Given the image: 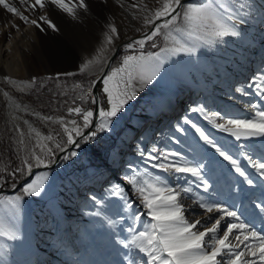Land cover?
I'll return each instance as SVG.
<instances>
[{"label":"rangeland","instance_id":"374dc122","mask_svg":"<svg viewBox=\"0 0 264 264\" xmlns=\"http://www.w3.org/2000/svg\"><path fill=\"white\" fill-rule=\"evenodd\" d=\"M195 1L197 0H185L182 4L196 3ZM6 2L23 7L27 16L32 17L34 10H25L18 0ZM213 2L217 6L221 3L226 6V10H220L219 15L240 33L239 36H217L214 34L217 29L212 24L189 27L178 20L177 26L181 31L173 32L167 39L166 30H162L161 34L146 41L143 48L135 46L127 49L124 46L128 42L121 44L107 73L118 68L126 55L148 56L151 53L159 58L155 78L150 83L141 82L139 76L134 74L131 87L135 89V99L128 101L117 116L110 119L106 129H98L101 122L98 114L97 122L90 124L87 132H96L95 137L85 142L74 135L80 147L73 146L69 154L75 151L76 156L68 155V159H65V156L60 155V158L49 164L37 166V170L17 192L0 194L4 197H20L15 210L0 206V224L4 225L10 235L15 236L10 239L8 235H0V264H38L42 253L56 258L62 264H147V257L143 253L119 243L130 239L135 231L146 230L151 222L140 197L126 179L133 174H138V179L160 177L162 182L181 190L190 188V192H182L179 201L184 206L185 217L189 222L201 220L199 231L211 227L212 222L222 215L217 211L206 213L198 206L199 201L221 204L237 213V218L227 217L221 221V229L216 235L222 236L223 228L228 223L256 221L259 209L264 204V176L253 167V162L264 163V137L237 140L229 133L215 128L205 119V114L218 112L225 118L250 119L255 115V110L250 105L264 107V99L256 94L255 87L261 81L254 79L264 76V0ZM85 3L88 5L87 10L77 9L75 19L51 5L54 13L49 19L58 30L54 31L47 25H43V31L36 28L39 42L27 49L22 57L27 72L15 77L20 82H31L35 77V83L23 84L21 90L5 80V77L12 79L11 75L1 74L2 86L18 100L25 118L32 123L34 121V126L41 125L46 134L61 132V137L52 143L57 155L65 147V134L62 133L63 128L58 118L67 122V109L72 102V95L66 94L65 88L74 81L90 86L91 81L97 78L102 64L92 71L81 73L78 69L67 70L66 63L76 64L77 59L73 55L81 47L91 44L93 38H99L100 34L103 39V34L108 31V24L117 27L118 37L131 31L137 32L148 26L144 24V19L150 17L152 11L160 6L157 0H85ZM133 4L137 7L133 8ZM70 6L75 5L72 3ZM0 12L9 18L14 15L2 5ZM39 12L42 10H38ZM179 47L185 50H174ZM209 56L213 59H209ZM49 69L53 72L49 73ZM230 74L239 78L231 79ZM101 84L103 85V80ZM110 87L123 90L125 85L116 77L110 82ZM238 87L244 88L248 93V105L235 116L222 114L220 107L227 104L237 106L241 103L238 98L246 96L236 92ZM174 94H181L178 110L170 120L163 122ZM104 95L107 99V94ZM26 100L29 106L41 111L42 115H30L29 118L27 114L33 110L26 106ZM189 103L191 109L202 108L203 111L193 112L190 109L185 114V107ZM4 105L0 104V119ZM101 107L107 109V101L105 103L102 99L99 110ZM43 117L52 119L45 120ZM185 118L191 123H186ZM91 119L93 121V116ZM2 122L0 121V145L3 139L0 160L15 156L11 148V145L15 148L13 135L9 132L7 123ZM216 122L222 121L217 119ZM193 123L237 159L253 183L248 184L228 161L223 160L214 149L204 145L192 127ZM177 126L183 131H178ZM87 129H82L84 134H87ZM7 136L12 141L11 145ZM28 138L34 139L33 136ZM56 144L61 145L59 149ZM161 152L178 153L179 156L169 158L176 162L190 160L195 163L194 158L211 156L212 170L205 168L203 172L207 187L191 174L163 172L154 167L159 161L151 160L149 156H159ZM58 161L57 167L46 169ZM200 162L207 163V160ZM25 176L26 172H23L5 188H12L13 184L19 183ZM41 179L47 180L48 185L41 187L39 195L23 193L26 183ZM3 188L4 185H0V189ZM120 189L123 191L118 194ZM73 198L76 199L74 204H68ZM230 198L236 203L229 205L227 200ZM129 203L131 207L127 206ZM244 213L249 215L245 216ZM74 215L79 217H73ZM137 216L140 218L137 219ZM226 256L228 255L223 256L225 261L228 259Z\"/></svg>","mask_w":264,"mask_h":264},{"label":"snow or ice","instance_id":"6c2138e0","mask_svg":"<svg viewBox=\"0 0 264 264\" xmlns=\"http://www.w3.org/2000/svg\"><path fill=\"white\" fill-rule=\"evenodd\" d=\"M119 2V0H118ZM159 7L152 11L150 17L144 19V24H153L154 21L163 20L162 23H155L150 34H146L142 39L134 40L131 43L126 44L124 47L132 49L135 46L143 48L146 41L152 40L157 35L161 34L162 30H166L165 38L172 35L173 32L181 31V28L177 26V21L181 20L185 25L189 27L205 26L212 24L217 29L215 35L224 36H239L240 33L229 26L227 22L221 19L219 15L220 10H226V6L221 3L217 6L213 0H207L204 3H187L182 4V0H157ZM19 5L24 6L25 10H43L48 5H53L68 15L76 18L77 9L87 10L88 5L85 0H34L29 3V0H18ZM74 3V7L70 4ZM0 5L3 6L9 13H13L20 20L25 23H30L39 30L43 31V25H47L54 31L58 28L49 19L47 14L39 15L36 19H30L29 16L24 14L19 7L13 6L6 2V0H0ZM133 8L137 7L136 4L132 5ZM231 19V17H229ZM15 26V25H13ZM108 31L103 36L101 47L97 49V55H94L91 59L84 60L78 68V71L83 73L89 70L94 64H97L103 60L102 53L106 47L112 44L113 39L118 37V30L114 24L107 25ZM154 46V45H153ZM175 51L185 50L182 47L174 49ZM163 51V49H162ZM159 65V58L157 55L148 54V56L140 55H126L122 58V63L118 68H113L107 75L103 77H97V79L103 80V92L107 94L108 108L103 107L99 110L101 122L98 124V129L103 130L108 127V123L111 118L116 117L121 111L124 105L135 99V89L131 87L134 74L139 76L141 82L150 83L155 78L156 71ZM66 75H74V73H66ZM116 77H119L124 82V89L118 90L117 88L110 87V82L114 81ZM127 77V79H125ZM259 79L261 83H257L256 94L264 99V76L254 77ZM5 80L16 84V81L11 80L9 77H5ZM36 78L33 77L31 83H35ZM23 84H29L27 81L20 82ZM96 84V80H92L88 89V93L82 95L80 99L86 100L91 95L92 87ZM80 87V85H77ZM23 90V89H21ZM236 92L244 93L245 89L242 87L236 88ZM8 95L7 92L4 93ZM93 103L95 99L93 98ZM19 107V105H17ZM255 110V115L250 119H234L225 118L218 112H212L205 114V119L209 120L215 128L222 130L234 136L237 140L248 139L251 137H264V107L257 104L250 105ZM195 111H203V109H191ZM71 115L73 113L80 116L83 121L82 127L77 124L76 120L68 121L72 125L71 128L66 126L63 118H58L63 132L67 135V144H73L75 147H80V144L75 140L73 133L76 137H80L83 141H88L90 138L96 136V132L92 131L84 134L82 129L89 128L92 124L93 112L91 109L84 110L79 105L75 107H69L67 109ZM37 115H39L37 113ZM45 120H51L52 117H43ZM220 119L222 122L217 123L216 120ZM186 123H191L190 120L185 118ZM27 123V121H25ZM192 127L199 135V139L204 142V145L214 149L215 153H218L223 160L228 161L230 165L235 169L241 177L247 180L248 184L253 181L247 177L245 170L241 167L237 159L228 154L217 142L210 138L200 127L194 123ZM178 131H183L182 128L177 126ZM30 132L35 133L41 141H52L53 136L51 134L42 136V134L35 128L29 129ZM23 135V134H21ZM20 143H23L21 139ZM41 148L42 152L46 155H51L52 149L46 148L42 143L37 144ZM56 148H60V144H56ZM62 150V149H61ZM155 151V149H153ZM195 151V149H193ZM70 156H76L77 153L72 151ZM178 153L175 152H161L159 156L150 155L149 159L157 160L158 163L153 166L162 170L163 172L176 173V174H191L197 180L201 181L204 187H207V181L203 175L204 169L208 168L211 171L212 157L200 156L199 159H195V163L190 160H183L180 162L172 161L170 157H177ZM68 159V156L64 157ZM201 160H207V163H201ZM33 162L36 165H43L46 163L44 156L32 153L31 160L25 158L22 160L23 167H17L9 175L15 176L16 173H23L25 169L31 171ZM51 162V161H48ZM253 167L264 176V163L253 162ZM4 169L0 168V172ZM128 183L132 185L135 193L140 197L143 207L147 210V215L151 217V222L146 226L144 231L133 232L130 239L121 240L119 243L125 247H134L139 252L143 253L147 257V264H254V262L248 257H258L264 264V235L256 231H252L249 225L243 221L237 223H228L223 228V235H216L218 230L221 229V221L227 217L237 218L235 211H229L221 204H206L203 201L198 202V206L204 209L206 213H212L217 211L222 213L219 219H216L212 223L211 227H205L203 231L198 230V226L201 224V220H195L189 222L185 217L184 206L180 203L179 197L182 192H190V188H183L170 186L167 182H162L160 177L155 179H138V174H133L126 177ZM5 183L4 177L0 176V184ZM15 187V184L12 185ZM42 184L39 181H33L32 183H26L22 189L25 195H39ZM122 189L118 190V194L122 193ZM19 196L16 197H4L0 196V206L17 209ZM131 207L129 203L127 205ZM264 210V208H262ZM137 219L140 217L137 216ZM0 235H8L10 239H14V235H10L3 224H0ZM233 239L235 243H233ZM249 239H253L256 243L247 244ZM243 246V250L241 247ZM227 254L228 259L225 261L223 256ZM134 264V262H133Z\"/></svg>","mask_w":264,"mask_h":264},{"label":"bare ground","instance_id":"6f19581e","mask_svg":"<svg viewBox=\"0 0 264 264\" xmlns=\"http://www.w3.org/2000/svg\"><path fill=\"white\" fill-rule=\"evenodd\" d=\"M184 1L185 0H182V3ZM205 1H207V0H197L195 2L196 3H202ZM31 2H32V0H31ZM12 5H15V4H12ZM262 7H264V6H262ZM22 8H20L21 11H23ZM37 13H38V10H34V12L32 13V17L31 18L29 17V18L30 19H36L39 15H44V14H47L50 18L51 14H53L54 11L52 10L51 5H48V6H46V8L44 10H42L41 13L40 12L38 14ZM259 13H260V11H259ZM24 14L27 15L25 13V11H24ZM162 22H163L162 19L154 21L153 24H149L148 26L146 25L147 26L146 28H141L137 32L131 31V32H128L122 36H119V37L113 39L112 44L109 45L108 47H106L102 53L103 60H101L97 64H94L89 69V71H92V70L98 68L99 64L102 63L100 69L98 70V74H97V77H99V75L101 74V72L103 71L105 66L108 64L110 58L113 56L115 50L117 48H120L122 43H125V42L131 43L134 40L142 39V37L148 32V30L150 28H152L154 26L155 23H162ZM13 25H15V26H13ZM254 40H255V38H254ZM102 41H103L102 34H100L99 38H96V39L93 38V41L91 44H86L85 46L81 47V50L79 52L75 53L74 55L72 54L73 58L77 59L76 64L72 63V62H68V63H66L67 64L66 69L67 70L72 69L71 71L78 69L79 65L84 60L91 59L94 55H97V49L101 47ZM38 42H39V36L37 34V30H36L35 26L31 25L30 23H25L24 21L20 20L16 15H12L9 18L8 15L4 14L3 12H0V104H5L4 105L5 108L3 109V111H1V115H2L1 117L2 118L0 119V121H3L2 122L3 124L7 123L8 127H9V132L13 135V138H12L13 144H14L16 150H18V151L22 150V148H24L25 144L30 140V138H28V136H33L35 138H38V137H36L35 133L29 131L30 127L35 128V126L33 125L32 122H30L27 118L24 117V113L22 112V109L20 108V106L17 107V105H19L18 100L15 99L10 94H8L7 96L4 95V93L5 92L8 93V91L1 84V82H2L1 74L11 75L12 76L11 80L17 82L16 84H13V83H11V84H13L18 89L23 88V83H20V81L15 77L18 75H23L25 72H27V71H25L27 69H25L26 67L24 66L23 60H22V57H24L23 54L26 53L27 49H30L34 44H36ZM209 59H213L212 56H209ZM48 72L52 73L53 71H52V69H49ZM230 77H231V79H238L239 78V76H237V75L232 76V74H230ZM30 84H32V83L29 82L28 85H30ZM180 95L181 94H174L172 96V99L168 105L169 106L168 110L166 111L167 112L166 116L162 119L163 122H167L168 120H170L173 117V115L177 112L178 106H179L178 105V99H179ZM249 98L250 97L248 95L241 96L238 98V100L241 101V103H239L237 105L238 107L231 105V104H227L228 106L226 105L224 107H220V110H221L222 114H224V115H226V114L227 115H233L234 114V116H235V114H239V111L241 109L244 110V107H246L248 105ZM190 109H191V104L189 103L185 107V110H184L185 114L189 113ZM97 114H99V113H97ZM25 121H27V123H25ZM21 134H23V135H21ZM21 139H23V143H20ZM44 142H45L44 140L41 141L42 144H44ZM25 153L26 152H24V154ZM262 157L264 158V155H262ZM46 181L47 180H45V179L39 180V182L42 184V187H46L48 185V183ZM230 193H231V191H230ZM227 196H229V194ZM74 200H76V199L73 198L71 200V202H69L68 204H70V203L74 204L73 203ZM232 202L233 201H231V198H230V200H227V203L229 205H231L230 203H232ZM233 203H236V202H233ZM262 208H264V204H263ZM262 208L259 209L258 215L256 217V221L255 220L250 221L251 223H247V222H245V220H241V221H243L245 224L249 225V228L252 231H256V232L260 233L261 235H264V210H262ZM244 215L247 216L249 214L246 215L244 213ZM73 217H79V215H74ZM252 217L254 218V216H252ZM237 222H240V221H236V223ZM233 243H235L234 239H233ZM246 243L250 245V244L256 243V241H254L253 239H249ZM241 250H243V246L241 247ZM226 257L228 258V256H226ZM55 259L56 258H54L52 256L48 257L46 254L42 253L39 256L38 264H62V263H60V261H57ZM223 259H224V257H223ZM248 259L252 260L254 262V264H262V262L259 260L258 257H248Z\"/></svg>","mask_w":264,"mask_h":264},{"label":"built area","instance_id":"2783aa9c","mask_svg":"<svg viewBox=\"0 0 264 264\" xmlns=\"http://www.w3.org/2000/svg\"><path fill=\"white\" fill-rule=\"evenodd\" d=\"M77 85H80V87H77ZM88 89H89V85H85V84H83L82 82H79V81H74L73 83L68 85L65 88V92H66V94H71L72 95V102L71 103H69V101L66 100V103H69V107H75V106L79 105L84 110L91 109L92 111H94L95 108H96V97H95V92H94L93 87H92V90H91V95L86 100L80 99V97L82 95L88 93ZM97 91H98V95H99V104H100L102 99L106 103L107 99L105 98V95H104L105 93L103 92V85L101 84V82L98 85ZM22 98H24V96H22ZM93 98L95 99V103H93ZM26 106L29 107V108L31 107V109L33 110L32 112H30V114H27L29 118L31 117L30 115H37V113L39 114L37 116H41L42 115L41 111L36 110L33 106H29L27 104V100H26ZM71 120H76L77 124L80 125V126L82 124V119L80 118V116H78L75 113H73L71 115L69 114L68 117H67V122H65L66 126H68L69 128L72 127V125L68 123V121H71ZM33 123H35V122L33 121ZM35 126H36L35 128L42 134V136L46 137L49 134H51L53 136V140L52 141L45 140V142L43 144V145L46 146V148L52 149V153L49 156V155H46L45 152H42L41 148L37 146L38 143H41V140L39 138H35V137H34V139L32 138L30 141H28L25 144L24 148H22V150L17 151L15 148L12 147V145H11L12 141L7 136L9 138L8 140L10 141L12 152H14L15 156L13 158H10V156H9L6 159L0 160V168L4 169L3 172H0V176H3L4 180H5V183L0 184V185H4V188L7 187V186H10L12 180H14V178H16L18 175L21 174V173H16L15 176H12V175H9V173L12 172L17 167H23L22 160L25 159V158L31 160L33 152H35L37 155L44 156V158L46 160V163L43 164V165L49 164L52 161H54L55 159H58V155H57L56 151L54 150V148H52V143L53 142L55 143V141L58 140L61 137V132H51L49 134H46V133H44L42 131L41 125L37 124ZM62 133L64 134L63 130H62ZM64 136H67V135H64ZM2 140H1V145H2ZM1 145H0V151H1ZM61 149H62L61 151L65 152V153L68 150L67 147H62ZM26 151H28L27 152L28 155L26 154L27 156L24 154V152H26ZM6 154L9 155L8 153H6ZM0 156H1V152H0ZM48 161H51V162H48ZM37 166H41V165H36L33 162V167L32 168H35ZM24 172H26V174H27L29 171L27 169H25Z\"/></svg>","mask_w":264,"mask_h":264},{"label":"water","instance_id":"95a60500","mask_svg":"<svg viewBox=\"0 0 264 264\" xmlns=\"http://www.w3.org/2000/svg\"><path fill=\"white\" fill-rule=\"evenodd\" d=\"M153 27H154V26H153ZM153 27L150 28L146 34H150L151 31H152V29H153ZM146 34H145V35H146ZM145 35H144V36H145ZM144 36H143V37H144ZM143 37H142V38H143ZM120 48H121V47H120ZM120 48H117V49L115 50L113 56L110 58L108 64L105 66V68L103 69V71L101 72V74L99 75V77H103V76L106 75V73H107V71H108V69H109V67H110V65H111V63H112L114 57H115L116 54L119 52ZM95 80H96V84H95V86L93 87L94 92H95V97H96V108H95V110H94V117L97 118V113H98V111H99V95H98L97 88H98V85H99V83L101 82L102 79H97V78H96ZM55 167H57V162L54 163L51 167H49V168H47V169H51V168H55ZM36 170H37V168H34V169L30 172V174H29L28 176H26L23 180H21V181L18 183V185H16L15 187H13V188H11V189H7V188L0 189V194H2V193H5V194H11V193H15V192H17L18 188H19L24 182H26V181L28 180V178L30 177V175H31L34 171H36Z\"/></svg>","mask_w":264,"mask_h":264},{"label":"crops","instance_id":"0c3cea01","mask_svg":"<svg viewBox=\"0 0 264 264\" xmlns=\"http://www.w3.org/2000/svg\"><path fill=\"white\" fill-rule=\"evenodd\" d=\"M101 104H102V100H101ZM101 104H100V106H101ZM93 112V122H92V124L91 125H93V124H95L96 122H97V118H95L94 117V111H92ZM98 115V114H97ZM68 115H66V117H67ZM82 124H83V121H82ZM86 129V128H85ZM89 129L90 128H88L87 129V131L85 132V133H87L88 131H89ZM75 134L73 133V136H74ZM66 141H67V136H64L63 137V145H65V147H67L68 148V150H67V152L66 153H64L63 154V156H68L69 155V152L71 151V148L74 146L73 144H67L66 143ZM62 156V157H63ZM69 157V156H68ZM19 189V188H18ZM18 191V190H17Z\"/></svg>","mask_w":264,"mask_h":264}]
</instances>
